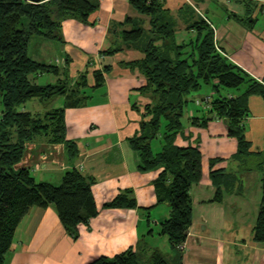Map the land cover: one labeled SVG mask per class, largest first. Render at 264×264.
Listing matches in <instances>:
<instances>
[{"label":"crops","instance_id":"1","mask_svg":"<svg viewBox=\"0 0 264 264\" xmlns=\"http://www.w3.org/2000/svg\"><path fill=\"white\" fill-rule=\"evenodd\" d=\"M163 3L173 21L178 44L196 40L198 32L190 26L204 18L214 31L218 50L251 76L264 81V0ZM208 13L220 17V22ZM127 18L132 22L143 18L149 25V18L141 15L130 0H100V8L90 16L93 25L69 18L63 22L62 40H56L59 45L52 55L41 57L38 51L33 53L32 57L40 62L67 68L72 81L88 68L90 85L95 81L94 69L111 66L105 84L98 93L91 94L87 105L67 110L68 138L76 141L79 154L70 157L65 144L37 140L28 144L18 164L30 169L37 180L55 184L73 167L94 176L93 191L100 212L78 226L75 238L62 225L55 207L32 208L18 226L12 251L3 264H88L99 256H113L137 245L150 251L160 249L174 259L171 264L175 262L176 250L168 236L160 233V223L171 212L168 203L157 199L154 181L161 169L139 171L137 153L128 142L140 129L143 106L151 101L138 90L146 84L144 75L127 65L142 59L144 53L141 47L113 55L101 53L121 43L122 28L131 26ZM41 38L31 46L39 47L44 41ZM185 51H191V45ZM39 75L43 78L47 73ZM56 105L53 108L60 107ZM248 107L244 133L252 155L243 158L237 154V138L229 134L226 121L211 110V105L194 102V106L186 107L183 129L175 142L200 148L204 175L190 189L193 219L183 264H264V242L253 237L262 198L264 98L251 95ZM33 110L40 112L35 107ZM193 118H198V123ZM160 143L157 142L156 152L162 150ZM216 158L211 167V160ZM212 170L221 171L225 180L219 202L212 201L217 191ZM128 189L133 191L136 207L102 208Z\"/></svg>","mask_w":264,"mask_h":264},{"label":"trees","instance_id":"2","mask_svg":"<svg viewBox=\"0 0 264 264\" xmlns=\"http://www.w3.org/2000/svg\"><path fill=\"white\" fill-rule=\"evenodd\" d=\"M130 3L149 18V29L143 18L138 22L127 18L131 26L122 28L121 43L101 53L113 55L132 47H141L144 53L142 59L127 65L138 69L146 79V84L138 90L154 92L158 98L144 105L140 129L128 142L137 153L139 171L161 169L154 181L157 199L159 203H168L171 212L169 218L160 223V233L168 236L176 250L173 264H183L178 245L186 242L193 219L190 189L204 175L200 148L180 146L175 142L183 129L188 94L204 86H210L217 93L211 101V110L226 121L229 134L238 140L237 154L243 158L252 155L244 133L248 99L251 95L264 98V81L251 76L218 50L214 31L204 18L190 26L198 32L197 39L178 44L173 21L163 0H130ZM99 8L100 0H0V95L3 106L0 111V264L12 251L17 228L32 208L55 207L62 225L75 238L78 237V226L88 223L100 212L93 191L94 176L73 167L65 172L59 184H55L39 181L30 169L18 167L28 144L37 140L65 144L70 157L79 154L76 141L68 138L67 110L86 106L91 98L89 91L105 84L111 66L93 70V85L88 82V68L72 81L67 68L33 58L30 46L35 36L62 40L63 22L69 18L93 25L90 16ZM146 31L150 37L148 35L142 42ZM188 45H191L189 52L185 51ZM43 73L57 75L56 83L38 84L36 75ZM243 85L247 88L241 95L229 93ZM58 95L65 98L62 107L44 112L25 109L28 101L37 98L48 102ZM197 119L193 118L195 123H198ZM160 136L164 143L162 150L156 152L152 141ZM217 160H211V167ZM211 178L217 188L212 201L219 202L225 182L223 173L212 170ZM261 181L262 198L253 229L257 242H264V170ZM136 206L133 191L128 189L105 202L102 208ZM172 260L160 249L150 251L137 245L113 256H99L88 264H171Z\"/></svg>","mask_w":264,"mask_h":264},{"label":"rangeland","instance_id":"3","mask_svg":"<svg viewBox=\"0 0 264 264\" xmlns=\"http://www.w3.org/2000/svg\"><path fill=\"white\" fill-rule=\"evenodd\" d=\"M208 15H210V17L215 21V22H220L219 18L220 17H216L214 14L212 13H208ZM218 16V14H217ZM201 19V18H199ZM198 19V20H199ZM146 26L148 27V23L146 24ZM149 35L150 37V33H148V31L145 32V34L143 35V37L141 38V41L145 42V39L147 38V36ZM40 37V36H35L33 39H32V42H34L33 44H35L37 38ZM148 37V39H149ZM42 39V38H41ZM44 41H42V43L39 45V47H33V46H30V54L31 56H33V53L35 51H38L39 55L42 57L43 55H45V57H48L49 55H52L53 52H55V48H57V46L59 45V42L56 41V40H51V39H44ZM31 42V43H32ZM38 42V41H37ZM147 42V40H146ZM53 44V45H51ZM36 46V45H35ZM34 58V57H33ZM37 59V58H35ZM42 59V58H41ZM54 59V58H53ZM46 61H50L49 59H47ZM52 62H54V60H51ZM55 64V63H53ZM57 75H55L54 73H47V75L43 78H41V76L38 74L36 75V82L38 83H42V84H48V83H56L55 79H57ZM101 87L95 89L94 91H89V94H95V93H98L99 89ZM247 88V85H243L242 87H240L239 89H231L229 90V93H231V95H235V96H238V95H241ZM142 94L145 96V97H149L151 98V101L150 102H155L158 98V95L154 92H151V91H147V92H142ZM217 93H214V91L212 90V88L210 86H204L202 88H200V90L198 91H193L191 93L188 94V102H187V105L186 107H192L194 106V102L197 104V105H203V106H208L210 107L211 105V101L215 98ZM198 97V98H196ZM196 98V99H195ZM39 99H34L31 100V101H28L25 106L27 107V109H30L32 111H35L33 110L34 107L38 110H40V112H44L46 111L47 109L49 110L52 109L53 107L57 106L56 104L60 105V107H62L64 104H65V98L64 96H61V95H58V96H55L54 98H52V100L46 102V101H38ZM34 102V103H33ZM43 102V103H42ZM63 103V105L61 106V104ZM144 107V106H143ZM3 106H2V102H1V95H0V111L2 110ZM138 110L140 111V107L138 108ZM141 112V111H140ZM217 115V114H216ZM209 117H211V114L209 113ZM164 131V129L162 130V132ZM163 136H160L159 139H154L153 141L154 144L152 145V148L153 150L155 151V149H157V142L160 143V145L163 146V143H164V139L161 138ZM156 140H159V141H156ZM152 141V143H153ZM183 244V248L182 249L181 247L178 246V249L180 250L182 256H184V252L186 251L187 249V245H186V242H182Z\"/></svg>","mask_w":264,"mask_h":264},{"label":"built area","instance_id":"4","mask_svg":"<svg viewBox=\"0 0 264 264\" xmlns=\"http://www.w3.org/2000/svg\"><path fill=\"white\" fill-rule=\"evenodd\" d=\"M263 11H264V9H263ZM178 246L181 247L182 249H184L182 243H180Z\"/></svg>","mask_w":264,"mask_h":264}]
</instances>
